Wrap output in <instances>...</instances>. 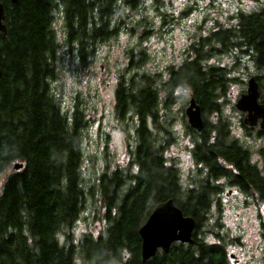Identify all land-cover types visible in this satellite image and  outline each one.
<instances>
[{
  "label": "trees",
  "instance_id": "1",
  "mask_svg": "<svg viewBox=\"0 0 264 264\" xmlns=\"http://www.w3.org/2000/svg\"><path fill=\"white\" fill-rule=\"evenodd\" d=\"M140 1L18 0L12 5L0 0L6 15V33L0 32V172L11 162L23 164L7 176L0 193V264H228L224 245L207 243L198 234L207 220L199 218L207 214L212 190L207 177L184 192L176 169L164 165L161 153L168 142L158 146L146 129V118L157 113L161 90L168 104L176 89L190 90L205 115L219 112V98L236 79L229 76L230 66L207 63L212 52L244 54L264 70V0H253L261 3L259 9L239 10L227 26L216 21L207 35L200 33L187 48L189 57L168 70L160 88L153 85L154 76L138 73L145 52L139 51L138 58L129 53V70H136L127 81L119 78L115 97L120 121L133 120L130 113L135 116L131 161L125 170L117 166L105 171L85 189L80 168L86 110L77 98L65 114L53 93L58 52L63 46L80 68L89 66L95 46L120 29L113 22L116 4L137 8ZM256 80L261 84V77ZM213 129L221 139L222 123ZM207 135L198 143L199 162H210L216 169L221 154L241 168L242 152L237 157L233 146H210ZM214 174L216 178L224 173ZM250 176H255L254 186L264 200V172L256 175L244 168L238 179ZM91 197L99 198L103 208L102 232H87L73 242L71 228L85 214ZM168 199L184 216L195 219L193 241L174 243L168 252L158 250L142 263L138 229L153 207ZM59 235L67 243L61 244Z\"/></svg>",
  "mask_w": 264,
  "mask_h": 264
},
{
  "label": "rangeland",
  "instance_id": "2",
  "mask_svg": "<svg viewBox=\"0 0 264 264\" xmlns=\"http://www.w3.org/2000/svg\"><path fill=\"white\" fill-rule=\"evenodd\" d=\"M260 5V2L253 0H141L137 8H130L119 2L113 12V22L119 24L120 29L114 37L95 46L89 66L80 68L76 59L63 46L60 48L58 74L51 87L65 114L69 115L77 98L86 110L84 160L80 168L85 189L94 185L105 171L117 166L125 170L131 161L129 151L136 142L135 119L132 113L128 117L133 120L118 119L115 97L119 78L123 77L127 81L136 70H129V53L138 58L139 51L145 52L146 60L138 68V73L154 76L153 85L160 88L167 79L168 70L189 57L187 48L197 40L200 33L207 35L216 21L227 26L231 16L239 10L252 12L258 10ZM237 57L241 59L235 64ZM207 63L230 66L229 76L236 81L230 83L226 95L219 98V117L228 121L234 134L242 136L241 113L235 108V103L246 92L247 81L252 76L261 77L259 92L260 101L263 102L264 70L258 69L246 55L238 56L237 52L220 55L212 52ZM160 94L161 106L156 113L159 116L156 119L150 117L147 125L158 146L168 142L164 152L166 161L175 163L181 170L180 177L184 178L189 172L185 161L178 164V152L185 139L182 133L184 119L180 112L185 105V96L175 93L164 107L162 104L167 94L164 90ZM209 119L213 121L216 116L211 114ZM180 156L185 158L184 155ZM13 163L0 172V193L7 176L15 172L12 169ZM234 202L235 199L229 200L226 216L235 214V210L230 208ZM238 211L240 215L248 214L242 209ZM102 212L100 199L89 198L85 214L71 228L73 242L87 232L94 236L102 232L103 223L99 218ZM259 220L221 219L224 228L220 230L218 219H207L198 234L203 235L207 243L223 244L228 264H234V258H230L229 253L236 256L239 261L237 264H264V229L259 225ZM216 235L222 240L216 238ZM58 239L61 244H65V236L59 235ZM77 264L87 263L78 260Z\"/></svg>",
  "mask_w": 264,
  "mask_h": 264
},
{
  "label": "flooded vegetation",
  "instance_id": "3",
  "mask_svg": "<svg viewBox=\"0 0 264 264\" xmlns=\"http://www.w3.org/2000/svg\"><path fill=\"white\" fill-rule=\"evenodd\" d=\"M179 65L172 68H176ZM166 77H168V75ZM175 93L185 96L186 107L184 105L185 108L183 107V109H181L180 111L182 114L181 118L183 116L184 119L185 130L183 129L182 133H184L185 139L182 141V144L180 145V151L178 152V164L180 165L185 161L186 170L189 172V175L185 176L184 178L180 177V168L176 166L175 163L172 164L166 161L164 153L165 151H163L161 154L162 158L165 160L164 165L176 169L178 182L180 183L181 189H183L184 192H188L197 188L198 182H200L203 177H207L209 186L212 190L210 191L207 214L200 216L199 219H218L220 223L218 225L220 230H223L224 228V225L221 223V219H260L259 225L264 229V200L260 192L254 186V182L256 180L255 176H250V179H238L239 174L244 172V168L254 171L256 175H262V173L264 172V128H259L260 121L257 122V126L255 128L250 129L243 123V119L246 114L240 112V129H242L243 133L241 132L242 136H239L234 134V132L228 125V121H223L219 117V115L221 114L220 111L205 115L200 108L204 125L203 129L198 132L197 130L189 126L186 116V109L189 106L191 98H193L196 103L192 92L190 90L176 89L174 94ZM160 95L161 94H159L158 96L159 100ZM259 102L263 103L261 101ZM166 105H168L167 98L162 106L165 107ZM160 106L161 105L159 102L157 105V110L160 108ZM211 114L216 116V119L213 121L209 119V116ZM132 115L134 116V114ZM158 116L159 115L154 113V116L150 115L146 118V129L148 130V132V120L151 118L156 119ZM221 123L223 126L221 135L223 136L221 139H218V135H216L217 131L213 128L214 126H218ZM206 131L208 133L207 140L210 146L217 145L226 148L233 146L236 150L237 157H240V154L238 153L239 151L243 153L242 158H240L241 168L237 167V164L234 162L235 160L228 159L221 154H219L220 156L216 158V166H219L216 167V169L213 166H210V162L209 166H207L203 161L199 162L196 156V154L198 153V143L202 141V139L204 138L203 134L206 133ZM149 134L150 136H152L150 132ZM180 155H184L185 158L181 157ZM215 171H218V173L223 172L224 174L214 178ZM183 182H185V184H183ZM238 193H240L241 195H239ZM231 199H235L233 207H230L235 210V214L233 216H226V208L229 207L227 204ZM239 209L248 212V214L240 215L238 211ZM229 257L232 259L234 258V264H237L239 262L233 253H229Z\"/></svg>",
  "mask_w": 264,
  "mask_h": 264
},
{
  "label": "water",
  "instance_id": "4",
  "mask_svg": "<svg viewBox=\"0 0 264 264\" xmlns=\"http://www.w3.org/2000/svg\"><path fill=\"white\" fill-rule=\"evenodd\" d=\"M15 5L18 0H9ZM5 8L0 2V32L6 33L5 26ZM1 78V69H0ZM246 92L242 93L235 103V108L246 114L243 123L250 129L257 126L264 128V104L259 102L260 92L259 83L255 77H250L247 81ZM188 124L191 128L200 132L203 129V120L200 107L191 98L189 106L186 109ZM23 164L13 163L12 169L19 171ZM196 221L192 217L184 216L172 199L157 203L145 222L139 227L138 235L140 237V257L142 263L153 258L158 250L168 252L174 243L191 244L193 231Z\"/></svg>",
  "mask_w": 264,
  "mask_h": 264
}]
</instances>
